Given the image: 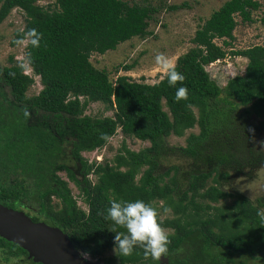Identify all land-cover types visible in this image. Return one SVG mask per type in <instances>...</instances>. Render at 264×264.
<instances>
[{
	"label": "trees",
	"instance_id": "obj_1",
	"mask_svg": "<svg viewBox=\"0 0 264 264\" xmlns=\"http://www.w3.org/2000/svg\"><path fill=\"white\" fill-rule=\"evenodd\" d=\"M260 8L255 0L226 1L198 27L194 47L178 59L184 83L169 86L166 78L151 85L119 71L113 81L91 62L93 54L153 35L155 7L134 0H56L47 7L39 0H0V25L15 9L25 13V30L16 32L13 47L30 29L42 34L40 47L28 44L25 59L43 85L38 95L28 96L35 80L25 65L13 56L0 65V204L12 210L27 205L37 211L29 212L34 223L57 226L79 252L98 258L115 248V233L109 231L114 225L104 218L110 202L139 199L151 203L162 226L172 230L166 257L174 264H264V220L258 215L264 200L253 203L223 187L264 169V148L256 144L264 131V46L228 49H233L236 16L253 23ZM230 55L249 62L244 75L222 88L206 67ZM179 87H187V100H175ZM92 103L115 110L114 117L87 115ZM196 126L200 132L188 137L186 147L169 146L171 135L183 137ZM119 129L151 146L135 152L124 144L104 164L83 157L104 148ZM173 158L188 161L189 168H165V160ZM62 172L81 190L88 212ZM230 198L232 204H221ZM168 210L174 218L162 219ZM7 241L3 238L2 245ZM116 256L120 264L145 261L139 247L132 256Z\"/></svg>",
	"mask_w": 264,
	"mask_h": 264
},
{
	"label": "rangeland",
	"instance_id": "obj_2",
	"mask_svg": "<svg viewBox=\"0 0 264 264\" xmlns=\"http://www.w3.org/2000/svg\"><path fill=\"white\" fill-rule=\"evenodd\" d=\"M226 1L228 0H134V3L150 5L158 10L154 15L156 20L151 22L150 31L153 35L145 39L134 38L129 42L119 45L117 50L109 51L104 55L93 54L91 62L97 69L109 72L110 78L113 81L117 79L118 73L116 71H119V76H129L135 82L151 85L159 83L165 77L164 71L155 63V56L158 53H163L176 66L178 59L194 47L191 41L198 27L202 26ZM255 1L261 4V8L253 12V23L243 22L242 18L236 16L238 26L234 31L235 40L233 41V49L228 48L230 52L245 50L258 45L264 46V24L262 23V18H264V0ZM55 3L56 0H39V4L44 7L54 5ZM184 4H187V7L181 10H170L172 6H183ZM25 27L26 17L21 9L13 10L10 16L0 25V65H8L11 56L19 64H24L26 67L25 73L32 76L35 80V84L28 92V96H34L43 90V85L41 84L40 77L35 76L32 68L26 62L25 58L28 44L12 46L16 32L24 31ZM216 42L219 45H223L221 40H217ZM248 62V59L244 57L230 55L225 60L218 61L206 67V69L210 73L211 78L223 88L230 79L245 74ZM127 66L134 67L126 71L125 68ZM165 110L168 111L167 108ZM86 114L92 117H114L115 110H108L102 103H92L87 109ZM254 120L257 122L260 121L257 117H254ZM199 132V127L196 126L194 129L186 131L183 137L171 135L167 139V142L171 147H186L188 137L191 134H199ZM124 144L135 152L151 146L149 141L143 142L126 137L121 129H119L117 134L109 140L104 148L91 153H84L83 157L89 163L104 164L115 158ZM256 144L258 147L264 148V131L257 136ZM175 165L189 168L188 161L175 158L165 160V168H170ZM59 176L68 182L73 197L76 199L79 207L85 212H88V206L84 202L83 197H81V190L73 182L68 180L65 172L59 173ZM89 179L96 183L94 175H90ZM223 187L227 192L235 195H243L253 203H256L257 199L264 200V169L257 171L253 177H235ZM233 201L230 198L222 201L221 204H232ZM57 202H59L58 199L54 198L53 204L55 205ZM162 205L163 203L161 202L159 207ZM24 206L27 212L36 214V211L29 209L27 205ZM57 209H60V207ZM161 216L162 219L174 218L172 211L169 210L161 213ZM44 223L47 224L46 222ZM48 226L57 228L51 225ZM166 230L169 234L172 233V230ZM80 254L89 264H119L114 249L109 250L99 258H93L87 255L88 258L85 259L84 253L80 252ZM240 259L238 258L239 261ZM259 263L262 264L261 262ZM145 264H162V262L150 261Z\"/></svg>",
	"mask_w": 264,
	"mask_h": 264
},
{
	"label": "clouds",
	"instance_id": "obj_3",
	"mask_svg": "<svg viewBox=\"0 0 264 264\" xmlns=\"http://www.w3.org/2000/svg\"><path fill=\"white\" fill-rule=\"evenodd\" d=\"M42 34L36 29H30L22 38L16 40L17 45L30 44L34 48L40 47ZM155 63L164 71V77L169 86L183 84L186 77L176 70V66L171 59L163 53L155 56ZM188 99L187 87H179L175 93L177 102ZM190 106V105H189ZM25 117H30L31 113L27 109L23 110ZM254 132V129H249ZM101 139L109 140L107 134H102ZM261 220H264V210L258 212ZM114 225L109 231L115 233L114 251L118 256L129 257L133 255L134 249L139 247L143 249L145 261L149 258L154 261H160L166 257L169 252V232L162 226L159 211L143 200L135 201H117L112 200L107 214L104 216ZM117 228L124 231H117ZM87 259V254H84Z\"/></svg>",
	"mask_w": 264,
	"mask_h": 264
},
{
	"label": "water",
	"instance_id": "obj_4",
	"mask_svg": "<svg viewBox=\"0 0 264 264\" xmlns=\"http://www.w3.org/2000/svg\"><path fill=\"white\" fill-rule=\"evenodd\" d=\"M0 235L40 264H89L60 228L34 223L24 212L0 204Z\"/></svg>",
	"mask_w": 264,
	"mask_h": 264
},
{
	"label": "flooded vegetation",
	"instance_id": "obj_5",
	"mask_svg": "<svg viewBox=\"0 0 264 264\" xmlns=\"http://www.w3.org/2000/svg\"><path fill=\"white\" fill-rule=\"evenodd\" d=\"M9 209H11V208H9ZM15 211L24 212L30 218L29 212H27L25 210V206H23L20 210H15ZM36 213H37V211H36ZM31 214H33V213L31 212ZM42 223H44V222H42ZM54 227H57V226H54ZM2 241H3V237L0 236V252H1L0 264H40L38 262H35V260H33L32 258L29 259V254L24 249L19 247L17 244L8 240L7 241L8 245L3 246ZM18 248H20V250ZM21 249L24 250V252ZM150 261H154V260L144 261L143 264L150 262ZM158 262H162V264H174L173 261L170 259V257L161 258V260ZM119 264H120V262H119Z\"/></svg>",
	"mask_w": 264,
	"mask_h": 264
}]
</instances>
